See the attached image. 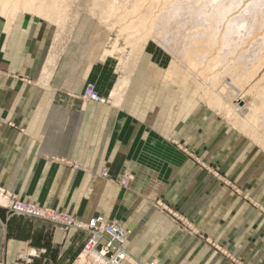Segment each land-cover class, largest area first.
Masks as SVG:
<instances>
[{"label": "crops", "instance_id": "0c3cea01", "mask_svg": "<svg viewBox=\"0 0 264 264\" xmlns=\"http://www.w3.org/2000/svg\"><path fill=\"white\" fill-rule=\"evenodd\" d=\"M19 14L0 15V188L85 223H119L121 264H264V231L245 198L257 202V179L230 178L245 165L224 164L233 148L215 149L214 116L178 71L155 60L125 77L117 58ZM90 86L104 103L84 99ZM195 156L222 160L226 180ZM86 238L0 207V264H81Z\"/></svg>", "mask_w": 264, "mask_h": 264}, {"label": "bare ground", "instance_id": "6f19581e", "mask_svg": "<svg viewBox=\"0 0 264 264\" xmlns=\"http://www.w3.org/2000/svg\"><path fill=\"white\" fill-rule=\"evenodd\" d=\"M160 1L131 0L126 4L120 0L108 2L112 12L117 10L124 16H131L134 20L131 29L146 38L144 52L142 50L135 55L134 71L144 54L147 60L155 61L162 53H170L177 64L186 69L183 74H177L180 70L174 68L178 71L176 75H179L177 78L182 88L191 91L195 84L190 79L200 80L204 87L199 95L198 90L194 92L200 99L213 105L217 104L218 98H223L219 107L229 117L236 114L238 118L243 111L245 127H252L257 138L264 143V90L258 94V99H254L252 107H247L243 102V106L239 105L243 110L238 112L229 101L241 94L264 66V33L257 42V35L264 31V0H166L163 4ZM30 8L28 3L19 8L17 0H0V15L9 21H13L20 12L30 11ZM151 37L164 52L159 54L150 49L146 52ZM98 48L96 44L95 49ZM110 52L121 54L122 67L129 64L131 54L125 55L121 48H113ZM55 60L56 56H53L51 64ZM162 60L158 62L164 63L162 66L166 68V62ZM171 73L174 74V70ZM127 84L126 79L119 83L116 91L118 96ZM250 91L255 93L257 84ZM86 261L88 259L83 256L79 263Z\"/></svg>", "mask_w": 264, "mask_h": 264}, {"label": "rangeland", "instance_id": "374dc122", "mask_svg": "<svg viewBox=\"0 0 264 264\" xmlns=\"http://www.w3.org/2000/svg\"><path fill=\"white\" fill-rule=\"evenodd\" d=\"M109 1L110 0H17L19 8H23L26 3L30 4L31 7L30 11L20 12L19 15H29L38 21L47 23V25H49L54 30L55 37L56 35L58 37L61 35L65 40L68 39V41L73 37H77L81 40L83 48L87 49L92 47V50L95 53L99 52L117 58L119 72L124 74L125 77L132 76L136 72H139V69L142 66L145 67V64L151 61L153 62L154 60L150 59L148 61L146 55L144 54L138 62V66H136V72L134 71V61L137 60L135 59V55L140 54L142 50L144 52L146 38L142 34H137L131 29V24L134 21L131 16H124L117 10L112 12L108 7ZM120 1L123 2V4H126L131 0ZM165 1L166 0H162L160 3L163 4ZM151 18H153V15ZM186 23L190 24L189 22ZM263 33L264 31L257 35V42L262 39L261 36ZM148 42H150L148 46L150 48L147 47L146 52L149 49L158 52L159 54L162 53L161 51L164 52V49L159 44L155 43L154 38H149ZM96 44L99 45L98 49H95ZM113 48L123 49L125 55H127V53L129 55L131 54V59L128 62L129 64L122 67L120 65L122 64L120 60L122 56L116 52L111 53L110 50ZM161 58H163L162 62H166V72H168L169 69H174L175 67H178L180 73L182 72V74L186 71V69L182 67L181 64V66L177 64L173 55L170 53H162L158 60L160 61ZM158 60L156 61L158 62ZM152 62L150 63L149 67L155 65L154 62ZM159 65L164 66V63H160ZM257 66H259V64ZM263 77L264 66L259 70L257 76L241 94L230 98V105L233 106L235 111L238 109L236 112L243 110V108L239 106H243V102H245L249 108L253 106L254 99H256V97L258 99V94L262 93L264 90V81H262ZM183 78H185V75H183ZM123 80H121V82ZM190 80L192 83L194 81L195 84L193 87H191V92L194 96H196L197 104L200 107L206 109L209 114L214 116V126H216L215 131L217 133L213 138L215 149L221 150L225 145L230 146L231 149L233 148V153L229 157H227V155L223 157L224 164L227 162L232 164L236 163L237 161L242 162L245 165V171L240 169L235 172H230V178H238L245 175L246 181L249 183L254 180L255 177L257 179V202H255L253 197L248 194L245 195V198L247 202L257 208V231H264L263 140L257 138L256 131L252 127H245V120H243L242 117L243 111L241 116L238 118H236V114L230 115L229 117L227 114L222 113V110L219 106L224 99L218 98L216 102L217 104L209 105L208 101V103H206V100L200 99L198 96L202 87H204L203 83L200 80H196L195 78ZM256 84L257 91L255 93L251 92L250 90ZM195 90H198V95L194 93L196 92ZM114 93L116 94V92ZM251 93L254 94L251 95ZM223 96L225 95L223 94ZM243 152H245V154H242ZM194 160L199 164H210V166L213 165L212 171L214 176L217 179L226 180L224 173L219 171L222 160H217L215 158L212 163H208L199 156H195ZM86 264L90 263L87 261Z\"/></svg>", "mask_w": 264, "mask_h": 264}, {"label": "built area", "instance_id": "2783aa9c", "mask_svg": "<svg viewBox=\"0 0 264 264\" xmlns=\"http://www.w3.org/2000/svg\"><path fill=\"white\" fill-rule=\"evenodd\" d=\"M84 99L104 103L93 86L88 87ZM104 178L107 171L102 172ZM129 180L123 179L121 186L126 187ZM0 207L6 209L11 216L40 220L51 223L65 232L75 231L86 234L83 256L90 263L121 264L128 258L125 250L128 241L127 231L117 222H110L104 216H98L88 222L77 220L72 215L56 210L39 208L31 204L18 201L12 194L0 188ZM144 264H158L156 261Z\"/></svg>", "mask_w": 264, "mask_h": 264}]
</instances>
